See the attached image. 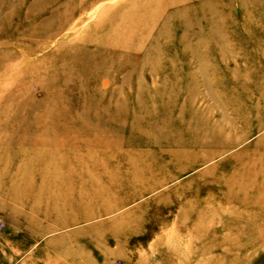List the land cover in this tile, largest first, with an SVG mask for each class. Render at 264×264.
Returning <instances> with one entry per match:
<instances>
[{
    "label": "rangeland",
    "instance_id": "obj_1",
    "mask_svg": "<svg viewBox=\"0 0 264 264\" xmlns=\"http://www.w3.org/2000/svg\"><path fill=\"white\" fill-rule=\"evenodd\" d=\"M0 264H264V0H0Z\"/></svg>",
    "mask_w": 264,
    "mask_h": 264
}]
</instances>
